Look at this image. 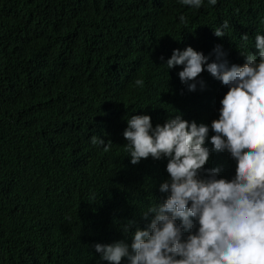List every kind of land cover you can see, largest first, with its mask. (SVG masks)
<instances>
[{"label":"trees","instance_id":"obj_1","mask_svg":"<svg viewBox=\"0 0 264 264\" xmlns=\"http://www.w3.org/2000/svg\"><path fill=\"white\" fill-rule=\"evenodd\" d=\"M203 12L228 22L220 43L233 49L261 25L264 0H0V264L88 263L91 247L66 233V204L107 179L124 117L177 113L162 97L165 67L144 73L150 54L186 41L180 26ZM106 201L118 227L125 201Z\"/></svg>","mask_w":264,"mask_h":264},{"label":"clouds","instance_id":"obj_2","mask_svg":"<svg viewBox=\"0 0 264 264\" xmlns=\"http://www.w3.org/2000/svg\"><path fill=\"white\" fill-rule=\"evenodd\" d=\"M228 28L197 13L180 26L186 41L150 54L144 74L165 67L162 97L177 113L124 117L110 151L91 137L109 151L107 179L65 213L66 233L93 250L87 264H264V14L233 49L220 43ZM106 197L125 201L118 227Z\"/></svg>","mask_w":264,"mask_h":264},{"label":"bare ground","instance_id":"obj_3","mask_svg":"<svg viewBox=\"0 0 264 264\" xmlns=\"http://www.w3.org/2000/svg\"><path fill=\"white\" fill-rule=\"evenodd\" d=\"M222 5V4H221ZM210 8V7H209ZM241 8V7H240ZM248 8V7H247ZM245 9V8H244ZM209 10H214V9H209ZM217 10V9H216ZM246 10V9H245ZM248 10V9H247ZM249 11V10H248ZM250 12V11H249ZM216 13V12H215ZM244 13H245V11H244ZM219 14V13H218ZM212 15V14H211ZM256 15V14H255ZM221 17V16H220ZM250 19V18H249ZM242 29V28H241ZM248 31V30H247ZM246 31V32H247ZM243 33V32H242ZM249 33V32H248Z\"/></svg>","mask_w":264,"mask_h":264}]
</instances>
